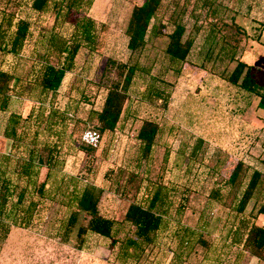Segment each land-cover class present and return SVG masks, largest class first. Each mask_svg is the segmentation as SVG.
Returning <instances> with one entry per match:
<instances>
[{
  "label": "rangeland",
  "instance_id": "1",
  "mask_svg": "<svg viewBox=\"0 0 264 264\" xmlns=\"http://www.w3.org/2000/svg\"><path fill=\"white\" fill-rule=\"evenodd\" d=\"M30 1L0 0V16L3 11L14 12L31 21V34L20 55L0 52V68L17 72L24 79L29 76L34 48H40V32L53 22L51 11L32 12ZM142 1L93 0L88 14L107 25L102 46L98 52L80 49L53 106L67 109L61 147L64 172L80 177L81 184L91 182L103 188L100 213L121 221L128 205L146 195V184L161 181L174 188L168 225L139 259L123 262L119 244L111 246L108 238L88 233L80 245L74 232L66 235L62 222L67 209L62 196L54 195L39 202L28 224L10 226L9 233L0 240V264H257L255 257L241 254L238 241L247 222L264 225V215L259 214L264 188L242 212L236 210L234 196L243 191L251 170H259L264 176V109L257 107L258 95L226 80L236 62L228 61L222 49L238 41L236 57L242 55L241 60L253 66L255 89L264 94V0H213L212 8L206 5L207 0H163L157 14L165 25L161 35L148 40L133 58L148 67L150 74L135 75L116 129L100 132V142L92 152L79 147L85 130L98 129L97 120L88 117L91 110L101 108L106 95L103 72L107 59L126 62L131 57L125 29L132 8ZM216 7L227 9L217 17L211 13ZM171 16L180 18L185 35L193 40L178 72L165 53ZM110 76L116 78L115 72L111 71ZM151 76L156 78V87L168 94L165 104L155 96L145 99ZM33 104L24 95L17 96L9 110L25 117ZM7 114L0 112L1 153L9 151L12 143L3 136ZM144 120L156 122L160 129L146 167L138 162L136 137ZM197 144L196 154L191 155ZM237 161L247 169L235 185H230L226 180ZM213 188L221 190V201L209 198ZM38 198L34 193V199ZM179 203L183 204L180 216L174 212ZM117 226L119 238L131 230L127 223ZM184 227L196 234L190 248L181 239Z\"/></svg>",
  "mask_w": 264,
  "mask_h": 264
},
{
  "label": "trees",
  "instance_id": "2",
  "mask_svg": "<svg viewBox=\"0 0 264 264\" xmlns=\"http://www.w3.org/2000/svg\"><path fill=\"white\" fill-rule=\"evenodd\" d=\"M92 2L93 0H31L30 10L37 14L51 11L53 22L49 28L40 32V48L33 50L29 76L24 79L17 72L0 68V112L8 113L3 136L12 140L9 151L0 152V240L9 233L10 226L28 224L40 201L61 195L67 209V216L62 222L66 235L74 232L80 245L88 233L108 238L111 246L119 244L122 256L119 258L125 262L128 258L139 259L146 247L154 244L159 232L168 225L174 207V188L161 181H149L144 188L146 195L140 200L132 201L123 219L116 222L99 211L98 205L103 194L101 186L91 182L81 184L80 177L64 172L61 147L67 128V109L55 108L53 101L65 75L75 67L80 49L98 52L102 46L107 25L98 23L88 14ZM162 4L163 0H143L135 5L125 29L130 59L126 62L107 59L103 72L106 95L101 108L91 110L88 117L97 120L98 129L95 131L100 134V139V132H113L116 129L135 75L141 72L150 74L148 67L133 58L145 48L148 40L161 35L165 25L157 18V14ZM206 5L212 8L213 0H207ZM226 9L216 7L211 13L220 17ZM171 26L165 53L178 72L192 49L193 40L185 35V25L178 16L173 18ZM66 27L69 28L67 32L64 31ZM30 34L31 21L28 18L17 17L14 12L1 13V53L17 57ZM238 45L237 41L222 49L228 61L236 62L225 78L249 94L258 95L257 107L264 109V94L255 89L253 66L242 61V55L236 57ZM212 50V47L208 50L209 56ZM219 54L220 51L216 53L218 57ZM111 71L115 72L116 78L110 76ZM150 79L152 81L145 88V99L155 96L165 104L168 94L156 87L155 77L151 76ZM22 95L34 102L25 117L9 110L12 99ZM159 130L156 122L144 120L137 132L138 162L145 167L149 165ZM40 134L45 135V138L40 140ZM199 145L193 146L191 155L196 154ZM79 147L85 152H92L95 146L83 141ZM167 155L164 156L165 160ZM246 169L242 161H237L226 181L235 185L244 176ZM263 177L259 170H251L243 191L239 196H234L238 212L244 211L252 198L254 201L258 199L264 188ZM34 193H37L38 199H34ZM222 197L219 188H213L209 192L210 199L221 201ZM182 210V203L174 208L175 214L179 216ZM259 214L264 215V205L259 208ZM124 223L131 230L119 238L117 225ZM238 229L241 230V227L235 228L236 233ZM243 230L238 241L241 254L246 252L257 259V264H264V225L255 221L247 222ZM195 235L190 228H183L181 239L185 247L194 245Z\"/></svg>",
  "mask_w": 264,
  "mask_h": 264
},
{
  "label": "built area",
  "instance_id": "3",
  "mask_svg": "<svg viewBox=\"0 0 264 264\" xmlns=\"http://www.w3.org/2000/svg\"><path fill=\"white\" fill-rule=\"evenodd\" d=\"M81 138L87 144L96 146L100 141V134L95 130H85Z\"/></svg>",
  "mask_w": 264,
  "mask_h": 264
}]
</instances>
